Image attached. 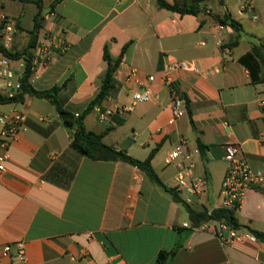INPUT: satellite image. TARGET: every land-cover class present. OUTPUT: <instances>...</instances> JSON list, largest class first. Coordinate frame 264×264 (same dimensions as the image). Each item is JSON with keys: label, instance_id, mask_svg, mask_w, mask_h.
<instances>
[{"label": "crops", "instance_id": "1", "mask_svg": "<svg viewBox=\"0 0 264 264\" xmlns=\"http://www.w3.org/2000/svg\"><path fill=\"white\" fill-rule=\"evenodd\" d=\"M35 1L0 0V13L18 27L7 50L28 46L39 13ZM54 1L42 4L37 45H48L52 57L32 71L36 91L58 87L59 104L81 115L100 93L105 45L113 59L128 45L114 74L118 91L101 108L131 110L109 126L93 110L83 121L87 131L103 134L106 145L139 161L156 150L152 166L168 189H175L177 170L165 160L185 139L187 152L198 150L194 175L208 183L207 193L191 205L198 212L220 207L227 144L238 145L250 167L264 172V83H255L240 62L253 46L264 50V0H223L224 6L200 0L197 15L160 8L157 0H63L51 9ZM227 12L242 25L234 48L227 45L237 33L216 20ZM181 61L194 62L197 71L173 74L191 109L184 101L185 115L174 119L162 77L167 65ZM133 72L152 93L149 102L135 106L139 88L127 82ZM10 112H22L26 120L7 148L0 125V155L9 157L0 175V248L24 242L29 264H155L160 252L175 249L167 264H264V243L242 235L246 230L225 245L212 231L185 228L192 226L186 209L137 167L72 150L71 134L49 100L26 96L21 104L0 105L1 114ZM236 217L264 233V186L246 193Z\"/></svg>", "mask_w": 264, "mask_h": 264}, {"label": "built area", "instance_id": "2", "mask_svg": "<svg viewBox=\"0 0 264 264\" xmlns=\"http://www.w3.org/2000/svg\"><path fill=\"white\" fill-rule=\"evenodd\" d=\"M244 4L247 5V3ZM256 19L257 16L254 17V20ZM17 30V20L5 13H0V40L5 49L11 48ZM51 57V49L48 45H37L34 50L31 71H34L39 65L48 63ZM26 65L25 60L16 62L0 54V94L7 98L15 97L22 88L21 79ZM180 71L196 72L197 66L194 62L181 61L167 65L164 68L162 83L170 91L171 110L174 119L182 118L185 115L184 100L181 98L179 90L175 88L173 79V74ZM147 80L152 83L155 81V78L150 76ZM127 82H135L139 88V90L133 92L132 106L149 102L152 99L150 88L142 86L137 80L135 72L128 76ZM130 110L131 107H122L117 110L103 109L101 107L94 108L98 120L107 126L113 123V118L116 115H124ZM75 117L78 118L79 114H75ZM25 120L26 115L22 112L0 113V125L3 127L1 138L4 148H7L9 143L16 138ZM186 144V140L180 138L175 147L169 152L165 163L168 166L176 168L175 189L183 195L184 202L191 206L207 193L208 183L206 179L194 175L192 157L198 153V150L189 153L185 149ZM224 151L228 167L222 182L220 191L221 204L218 209H238L249 190L264 186V172L254 171L250 167L246 158L241 155L238 145L227 144ZM8 158L7 154L0 155V175L6 171L5 164ZM211 213L212 211L208 212L209 215ZM184 227L192 230L212 231L225 245L233 244L241 236L239 232L229 227L223 221H211L199 227L184 224ZM242 235H247L253 240L255 239L246 233ZM4 259L11 260L13 264H29L25 243L17 242L0 248V260Z\"/></svg>", "mask_w": 264, "mask_h": 264}, {"label": "trees", "instance_id": "3", "mask_svg": "<svg viewBox=\"0 0 264 264\" xmlns=\"http://www.w3.org/2000/svg\"><path fill=\"white\" fill-rule=\"evenodd\" d=\"M62 1L63 0H55L51 6V9H54V7ZM157 2L160 8L167 9L173 12H178L182 15H197L200 12V0H193L194 4H185L182 7L176 4L171 5L165 0H157ZM219 2L222 6H224L223 0H219ZM35 3L39 8V13L35 18L34 29L31 32L30 41L26 49L22 52H12L0 45L1 55L13 61L25 60L27 63L26 69L21 79V90L15 95L14 98H7L0 94V105L21 104L24 102L26 96H33L36 98L49 100L51 104L55 107L57 113L59 114L63 125L69 130L71 134V149L80 154L81 156L87 157L94 161H123L134 167H137L148 177L151 182L165 188L166 191L173 197V199L186 209L193 227H199L202 224H206L211 221H223L225 224H227L229 227L236 230L237 232H240L241 230H246V232L244 233L249 234L253 236L256 240L264 243L263 232L253 230L252 228L243 226L239 223L236 217L237 209H216L213 210L210 215L207 211L198 212L182 200L176 189L166 188L160 181L157 173L155 172L152 166V159L155 156L156 150H154L146 160L139 161L129 156L126 152L117 151L113 147L106 145L103 142V134H97L86 130L83 124L85 117L90 114L95 107H101L103 102L107 100V98L114 96L118 91L117 82L114 78V74L123 61L128 45H126L122 49V52L117 59H113L111 57L109 52V45H105L103 59L107 64V70L102 80L100 93L93 101H91V103L88 105L83 114L79 115L78 118H76L74 114L64 109L59 104L57 100V93L59 92L58 87H54L48 91L39 92L31 86L30 79L32 76L31 68L32 61L34 59V50L37 47L38 33L42 27L40 22V15L43 9V0H36ZM216 20L219 25L230 26L235 30L237 35L227 45V47H236L239 44V34L242 31V25L237 20H235L228 12L225 13L223 17L218 16ZM240 62L248 69L251 78L255 83H264V50L261 46H253L252 51L247 55L243 56L240 59ZM181 98L185 101V105L189 113L191 114L190 101L185 97V95L182 94ZM49 177L50 174L47 176V178ZM176 251L177 249L170 252H160L158 254L155 264H167L174 257Z\"/></svg>", "mask_w": 264, "mask_h": 264}, {"label": "rangeland", "instance_id": "4", "mask_svg": "<svg viewBox=\"0 0 264 264\" xmlns=\"http://www.w3.org/2000/svg\"><path fill=\"white\" fill-rule=\"evenodd\" d=\"M29 9L26 8V11H28ZM7 11V10H6Z\"/></svg>", "mask_w": 264, "mask_h": 264}]
</instances>
